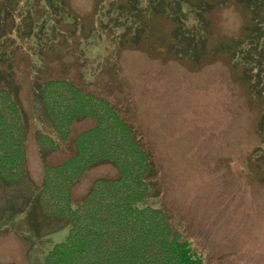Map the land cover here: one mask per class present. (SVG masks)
Here are the masks:
<instances>
[{
	"label": "rangeland",
	"instance_id": "rangeland-1",
	"mask_svg": "<svg viewBox=\"0 0 264 264\" xmlns=\"http://www.w3.org/2000/svg\"><path fill=\"white\" fill-rule=\"evenodd\" d=\"M3 89L22 123L0 155L24 151L26 174L0 165V264H43L69 233L40 210L46 165L79 155L75 200L119 176L88 159L112 149L117 115L151 157L147 203L206 264H243L237 226L264 216V0H0Z\"/></svg>",
	"mask_w": 264,
	"mask_h": 264
},
{
	"label": "trees",
	"instance_id": "trees-1",
	"mask_svg": "<svg viewBox=\"0 0 264 264\" xmlns=\"http://www.w3.org/2000/svg\"><path fill=\"white\" fill-rule=\"evenodd\" d=\"M0 93L7 91L3 89ZM16 107L13 116L10 108L0 107V145L10 142L9 131L22 123L20 109ZM112 112L116 111L108 108L105 114ZM109 128L111 133L103 141L112 149L104 150L107 152L102 154L107 155L92 154L88 159H110L119 170L118 177L96 180L81 199L75 200L72 189L84 172V166L74 163L79 155L45 167L38 195L40 210L47 217L68 220L70 229L63 242L47 251L43 264H206L174 227L168 212L147 203L149 172L154 166L146 150H141L133 128L118 115ZM120 136H126L130 143L127 147H117ZM2 153L0 165L8 169L3 178L10 182L13 177L16 182L24 177L26 171L20 165L25 152L21 153L22 157ZM130 160H139L147 170L137 171ZM28 208L27 217L37 233V205L32 200Z\"/></svg>",
	"mask_w": 264,
	"mask_h": 264
},
{
	"label": "clouds",
	"instance_id": "clouds-1",
	"mask_svg": "<svg viewBox=\"0 0 264 264\" xmlns=\"http://www.w3.org/2000/svg\"><path fill=\"white\" fill-rule=\"evenodd\" d=\"M243 264H264V216H253L237 226Z\"/></svg>",
	"mask_w": 264,
	"mask_h": 264
}]
</instances>
